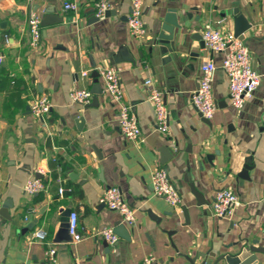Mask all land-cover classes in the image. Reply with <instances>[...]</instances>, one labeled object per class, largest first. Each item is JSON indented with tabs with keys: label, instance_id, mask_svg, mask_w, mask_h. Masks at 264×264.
I'll use <instances>...</instances> for the list:
<instances>
[{
	"label": "crops",
	"instance_id": "0c3cea01",
	"mask_svg": "<svg viewBox=\"0 0 264 264\" xmlns=\"http://www.w3.org/2000/svg\"><path fill=\"white\" fill-rule=\"evenodd\" d=\"M107 1L115 15L97 20L95 0H0V264H141L148 256L153 264H192L202 254L235 255L246 244L263 251L255 255L256 264H264V0H145L140 40L127 22L133 0ZM67 2L79 5L78 14L65 10ZM169 10L185 29L162 43L157 35ZM32 11L42 21L37 46L29 32ZM235 12L252 26L243 42L261 75L240 110L230 104L223 55L211 53L202 35L220 21L223 32H235ZM207 62L217 66L212 90L218 109L210 121L192 103ZM105 67L119 74L142 129L139 142L119 130L101 77L103 95L93 94L85 106L71 100L73 91L92 93V74ZM149 79L165 93L166 135L156 129ZM40 96L52 104L44 122L29 107ZM161 168L181 195L180 209L152 192L151 174ZM39 177L47 190L26 195V182ZM60 186L71 191L60 197ZM110 187L120 188L136 211L135 226L126 225L130 240L119 237L115 246L97 234L122 224L100 203ZM223 189L236 192L240 205L216 219L213 200ZM69 210L78 214L80 243L56 242ZM38 230L56 248V263L34 238Z\"/></svg>",
	"mask_w": 264,
	"mask_h": 264
},
{
	"label": "built area",
	"instance_id": "2783aa9c",
	"mask_svg": "<svg viewBox=\"0 0 264 264\" xmlns=\"http://www.w3.org/2000/svg\"><path fill=\"white\" fill-rule=\"evenodd\" d=\"M94 10L97 19H104L106 12L112 9V5L107 0H95ZM145 0H133L131 12L128 15V26L131 36L140 40L146 34V26L143 17ZM66 11L78 14L79 5L67 2L64 6ZM29 32L32 39V45L37 46L41 41L42 21L34 12H30L28 17ZM223 22H217V25H206L203 29V42L205 47L211 52L222 54L224 59L221 68L228 77L230 90V104L232 108L243 109L245 103L249 101L258 90L261 84V75L254 70L252 65L251 52L245 46L243 40L234 32H223L220 28ZM3 59L0 58V67ZM217 66L214 62H207L201 67V80L192 97V103L195 109L206 120H212L217 111V103L213 97L212 83ZM83 78H89V71L82 73ZM102 78L104 93L108 95L116 105L118 116V128L122 135L129 141L139 142L142 137V129L138 124V119L131 111L130 105L125 101V93L122 89L121 80L118 72L112 67L102 68L99 72ZM149 88L150 102L155 110V124L159 132L166 135L169 133L170 110L165 104V93L161 89L153 87L152 80L145 82ZM93 94L89 89L76 90L71 93L73 103L85 106L91 102ZM30 112L39 120L44 122L45 117L51 111L52 104L49 97L40 96L30 103ZM152 192L158 198H163L174 209H180L182 206L181 195L176 186L170 180L166 169L155 170L151 174ZM24 193L33 196L47 190L46 185L41 179H31L24 185ZM71 189L61 187L59 189L60 197H63ZM212 205V215L217 218H226L231 216L240 205L238 195L232 189H223L217 191ZM100 203L108 206L111 211L118 213L122 218V224L135 226L136 211L130 203L123 197L122 190L118 187L108 188L102 195ZM69 233L72 242L80 243L83 235L79 231L78 214L73 212L69 217ZM104 241L111 246L119 242V236L113 228H106L97 233ZM34 238L48 246L47 257L50 262L56 263L57 250L53 244L46 242L47 233L44 230H38L34 233ZM141 264H153L154 258L145 257Z\"/></svg>",
	"mask_w": 264,
	"mask_h": 264
},
{
	"label": "water",
	"instance_id": "95a60500",
	"mask_svg": "<svg viewBox=\"0 0 264 264\" xmlns=\"http://www.w3.org/2000/svg\"><path fill=\"white\" fill-rule=\"evenodd\" d=\"M112 15H115L114 11L110 10L106 12V17L112 16ZM235 15H237V17L235 19L234 34L240 37L241 40H244L245 33L248 32L252 26L242 15H239L237 13ZM164 18L165 19L163 23L161 24L160 30L157 35L159 37V40L163 41L162 43L172 41L173 37L171 35H173L172 33H174L175 29H178V30L185 29V26L179 22V18L177 17L176 10H169ZM97 20H100V19H97ZM49 21H50L49 19H46V21L44 22V25L46 26L49 23ZM166 26H170L172 29H168ZM166 33L168 35H166ZM92 75L97 83L96 86H94V89L92 90V94L101 96L103 95V92H102L101 86L99 85L100 75L98 72H94ZM78 119H79V123L83 122L81 117H78ZM41 178L42 177H39V179ZM3 207H4V210L6 211L7 209L10 208L9 203L4 204ZM5 211H2L1 214L4 215ZM71 213H72L71 210H69L68 213H65L66 218H64L62 221L64 225L61 227L57 235L56 242L63 243V244H68L72 242V238L69 233V216L71 215ZM114 232L123 240L125 239L130 240L129 230L126 227V225L124 226L122 224H118L116 228L114 229ZM255 244H257V242H255ZM260 252H263V251L259 248H254L250 246L249 244H246V245H243L241 248H239L235 255H223L221 257H218V259H216L212 255L202 254L200 255V258H202V261L198 263L199 259H195L192 264H256L258 261V257L255 254L260 253ZM209 258H212L215 260L211 261Z\"/></svg>",
	"mask_w": 264,
	"mask_h": 264
}]
</instances>
